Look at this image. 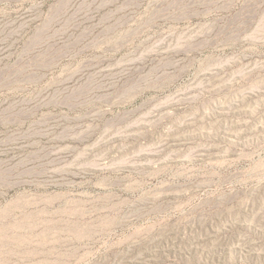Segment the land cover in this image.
<instances>
[{"label": "rangeland", "instance_id": "obj_1", "mask_svg": "<svg viewBox=\"0 0 264 264\" xmlns=\"http://www.w3.org/2000/svg\"><path fill=\"white\" fill-rule=\"evenodd\" d=\"M0 264H264V0H0Z\"/></svg>", "mask_w": 264, "mask_h": 264}]
</instances>
